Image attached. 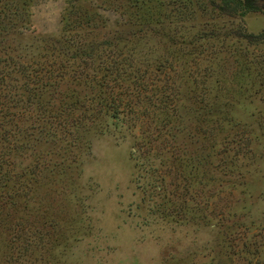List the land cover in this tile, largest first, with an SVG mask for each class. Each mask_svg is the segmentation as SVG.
<instances>
[{"label":"rangeland","instance_id":"rangeland-1","mask_svg":"<svg viewBox=\"0 0 264 264\" xmlns=\"http://www.w3.org/2000/svg\"><path fill=\"white\" fill-rule=\"evenodd\" d=\"M209 1L143 0V21L134 0L76 1L104 23L74 29L81 48L118 30L142 82L110 75L108 100L126 107L117 117L54 118L53 41L71 4L12 0L5 11L0 0V73L12 78L0 81V146H13L9 162L0 153V264H264V8L223 16ZM61 51L69 75L98 62ZM18 65L40 83L27 89ZM77 74L57 86L63 106L91 108L81 87L93 82Z\"/></svg>","mask_w":264,"mask_h":264},{"label":"trees","instance_id":"trees-1","mask_svg":"<svg viewBox=\"0 0 264 264\" xmlns=\"http://www.w3.org/2000/svg\"><path fill=\"white\" fill-rule=\"evenodd\" d=\"M2 1V0H1ZM5 2L4 4V8L5 11L8 9V7L10 6L9 3L12 0H3ZM78 0H68V2L71 4L70 5V10L68 12L67 16V22L66 24H63V28H62V32L61 35L58 37V39L56 41H53V45L54 47H58L56 56L54 57L55 61V65L52 64V69L51 72H56V76L57 74H59V79L57 82H63L62 84H64V80L68 77L71 78L72 76H74L75 73H78L77 77H82L83 79L88 81H92L93 82V86H86V87H81L82 88V95L83 96H88V99H93L94 97H97V101L95 102V104L92 105L91 108H89V106H85V108L81 109V107H77L75 104L70 103L68 105H66L65 107L63 106V102L65 101V98L67 97L65 94L63 95L62 92H60V90L57 89V86H62V84H57L55 81V87H53L52 91L54 93H56L57 95H59V97L61 98L59 100V104L56 105V102L54 104V106H52V108L55 110L54 113H56V116H54V118H59V114L63 112L64 110H67L69 114L72 113H77L74 118H84L85 117V113H87V111H89V117H93V118H98V116L102 115H110L111 117H117L118 115H120L124 110H125V104H121V103H114L111 102L110 100H108L107 97V92L106 89H108L109 83L111 82V78L110 75H113V73L115 75H113V77H116L118 79L119 78H123L125 76H131L134 80V83H141L139 80H142L140 77H136L135 74H131L132 71L128 70V68L132 67L129 63L128 67L125 63V58L122 55V51L119 48L118 45H120V38L122 37V35H120L118 30H115L113 32H109V31H104V33H106V35H102V37L105 36V39L102 43H100V45H96V50L93 49L92 47H88V48H81L83 45L80 44V42L76 41V34L74 32V29H80V30H86L88 27L96 29L97 26H95L93 24V22H97L100 24V28H104V23L101 19V14L96 12H92V15H89V13L87 12H82V11H77V8L75 7V2ZM135 1V13L131 14V16L138 20V21H143V0H134ZM207 1V0H206ZM218 3L215 4L214 1H209V5H210V9L212 11L217 12L220 15L223 16H232V15H236L237 13H239L240 16H242L243 13L245 12H251V11H261L264 6L262 7L260 5V0H217ZM197 6V12H199V14L203 13L205 11V9L203 8V6H201L198 3H195ZM118 9V8H117ZM3 11V12H2ZM1 13V17H5L7 12L4 11V9L2 10ZM77 11V12H76ZM15 15V14H14ZM65 22V21H64ZM1 26V25H0ZM118 26H121V24H119ZM124 27V25H123ZM119 28V27H118ZM121 28V27H120ZM119 28V29H120ZM78 40V39H77ZM75 41V43H74ZM117 41V42H116ZM115 42V43H114ZM67 47L72 48V56L70 58H68L69 60H76L78 57H83L86 60H91V61H95L97 60L98 62L96 63L95 67H91V66H86V62H83V67L80 66H76V67H80L81 69H85V71L81 70L80 71H75L74 73H72V75H69V70H68V63H66L65 61H63V59H59L58 58L61 56L62 58L65 56V54L61 51V48H65ZM104 47V48H103ZM106 49V50H105ZM97 51V52H95ZM53 53V52H52ZM93 53V54H91ZM96 53V54H95ZM53 55V54H51ZM74 55V56H73ZM67 61V60H66ZM90 61V63H91ZM127 61V59H126ZM128 62H131V60ZM78 65V64H77ZM89 65V64H88ZM92 65V64H90ZM88 67L91 70L90 75L88 74ZM15 69V65H13V67L11 69ZM28 67H24L23 65H18L17 70L21 71L19 73H22V77H25V87H27L28 89V83H30L29 81H32L31 83L37 82L40 83L39 81H41V76H35L30 74H26V69ZM134 68V67H133ZM19 69H23V70H19ZM137 70V69H136ZM138 71V70H137ZM17 72V71H16ZM90 76V77H88ZM27 77V78H26ZM32 77V78H30ZM73 78V77H72ZM113 79V78H112ZM0 81H2L1 86L3 85V87L1 89H7L8 84L11 83L10 81H12V78H10L9 72L6 73H0ZM117 81V80H116ZM6 84V85H4ZM78 85L80 84V82L77 83ZM82 84H85V81L82 82ZM102 88H104V90H102ZM38 89L39 86H38ZM80 92L77 93V95ZM163 96L159 95V98L156 96V98H154V102L157 101V103H161L157 109H159V112L161 114H168L167 110H168V105L167 103H165V101L162 99ZM11 99V98H10ZM28 99V98H27ZM55 100V99H54ZM62 100V101H61ZM11 101H13L11 99ZM56 101V100H55ZM164 101V102H163ZM27 103V100L25 101ZM163 102V103H162ZM110 103V104H109ZM15 105L13 104V106H1V109H14ZM211 117L214 116L215 114L212 113H217V111L211 110ZM220 112L218 111V114ZM21 115H23V112L21 113ZM12 117L15 118L16 117V113L13 111ZM170 129V128H169ZM171 130L170 129L168 132L169 136L171 135V137L174 139L175 135L172 133L171 134ZM7 137H2L1 141H2V145L0 146V153H1V161H4L5 157L7 156V162H9L10 157L13 155L12 154V145L10 146V141L7 142ZM148 148H151L152 144L149 143V145H147ZM153 147V146H152ZM154 149V148H153ZM142 147L136 146L134 145V150H133V154L135 156H140L142 154L141 152ZM149 156H147V161H152L154 163V160L156 159L155 157H157V154H153L151 155L150 153L148 154ZM2 164V162H0V165ZM160 191V189H158Z\"/></svg>","mask_w":264,"mask_h":264}]
</instances>
